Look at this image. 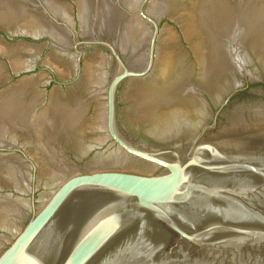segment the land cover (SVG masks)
Returning a JSON list of instances; mask_svg holds the SVG:
<instances>
[{
    "label": "water",
    "instance_id": "1",
    "mask_svg": "<svg viewBox=\"0 0 264 264\" xmlns=\"http://www.w3.org/2000/svg\"><path fill=\"white\" fill-rule=\"evenodd\" d=\"M0 264H264V0H0Z\"/></svg>",
    "mask_w": 264,
    "mask_h": 264
}]
</instances>
